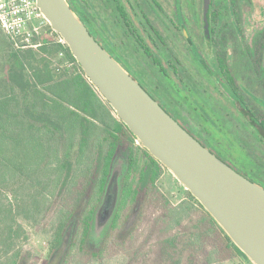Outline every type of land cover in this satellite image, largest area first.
<instances>
[{"label": "rangeland", "instance_id": "1", "mask_svg": "<svg viewBox=\"0 0 264 264\" xmlns=\"http://www.w3.org/2000/svg\"><path fill=\"white\" fill-rule=\"evenodd\" d=\"M71 2L77 9L86 11L83 15L99 41L108 43L107 46L144 81L170 115L179 119L211 151L225 156L254 181L264 185V139L246 120L250 113L243 112L230 96L221 78L217 57H222L223 62L229 65L248 109L264 120V0H234V3L232 0H212L211 26L214 32L213 37L211 35L209 38L205 37L203 28V0H119L129 14L133 27L138 29L154 56L159 57L164 66L176 68L170 67L167 72L160 68L153 56L145 53L127 30L115 0ZM36 23L38 30L31 31L27 47L16 46L0 25V79L8 76L9 50L29 48L36 53L33 61L44 57L49 59L52 68L59 74H74L75 63L72 64L65 54L41 52L40 46L46 39L53 44L61 37L47 20ZM2 92L4 90L0 89ZM135 146L142 148L141 151L139 149L140 157L143 150H147L138 139ZM125 165V159L120 157L113 166L105 196L95 216V239L101 237L114 213ZM156 184L173 206L186 202L191 204L190 217L187 216L182 225L164 223L163 220L157 222L160 210L151 208L127 243L111 247L98 261L80 254L72 264L253 263L238 254L216 259L217 251L208 256V250L216 243L212 235H205L196 249L191 250L188 241L192 232L187 223L197 217L195 210L200 212L202 208L166 167ZM58 204V198L53 197L49 210L37 222L20 219L26 230L20 264L62 263L69 234L61 249L54 256L51 255V219ZM133 220L135 215L131 216L129 224Z\"/></svg>", "mask_w": 264, "mask_h": 264}, {"label": "trees", "instance_id": "2", "mask_svg": "<svg viewBox=\"0 0 264 264\" xmlns=\"http://www.w3.org/2000/svg\"><path fill=\"white\" fill-rule=\"evenodd\" d=\"M68 2L88 27L86 11ZM115 2L128 25L125 8L119 0ZM211 9L212 0L209 23L213 37ZM137 42L164 72L170 67L176 70L164 66L145 40L137 37ZM40 50L65 54L75 63V71L70 76L59 74L49 59L33 61L36 53L32 48L7 54L8 76L0 79L4 90L0 93V264H20L26 239L20 219L39 221L53 197L59 204L51 219V255L61 249L68 234L70 238L61 264L74 263L80 254L94 261L102 259L108 249L127 243L136 234L151 208L160 210L157 222L182 225L190 217L191 204L173 206L162 195L156 182L164 166L148 150L140 157L137 138L88 80L68 45L46 39ZM217 57L230 96L243 112L250 113L251 120H246L264 139V120L248 109L229 65ZM120 157L126 165L119 198L107 227L95 239L96 212ZM191 198L202 210H195L197 217L187 223L192 232L188 247L194 250L205 235H212L216 243L208 256L218 251L216 259L237 254L248 258L201 203ZM132 215L135 220L129 224Z\"/></svg>", "mask_w": 264, "mask_h": 264}, {"label": "water", "instance_id": "3", "mask_svg": "<svg viewBox=\"0 0 264 264\" xmlns=\"http://www.w3.org/2000/svg\"><path fill=\"white\" fill-rule=\"evenodd\" d=\"M37 5L142 146L178 178L254 264H264V186L217 156L170 115L94 37L68 0H37ZM210 7L211 0H203L206 37L211 36Z\"/></svg>", "mask_w": 264, "mask_h": 264}, {"label": "built area", "instance_id": "4", "mask_svg": "<svg viewBox=\"0 0 264 264\" xmlns=\"http://www.w3.org/2000/svg\"><path fill=\"white\" fill-rule=\"evenodd\" d=\"M46 21L37 0H0V25L18 47H27L32 30H38L37 21ZM62 44L65 41L60 38ZM63 54V53H61Z\"/></svg>", "mask_w": 264, "mask_h": 264}, {"label": "flooded vegetation", "instance_id": "5", "mask_svg": "<svg viewBox=\"0 0 264 264\" xmlns=\"http://www.w3.org/2000/svg\"><path fill=\"white\" fill-rule=\"evenodd\" d=\"M126 11V10H125ZM127 13V12H126ZM120 14V13H119ZM127 15H128V19H129V23H128V25H127V23H126V20L122 17V20H123V22H124V25L126 26V28H127V30L131 33V34H133V36L135 37V39H136V41H137V37H139L140 39H143L144 40V38L139 34V31H138V29H136L135 27H133V25H132V21H131V18H130V16H129V14L127 13ZM146 17V21H148V19H147V16H145L144 15V18ZM88 28H89V30L93 33V35H94V37L96 38V39H98V37H97V34H96V32L88 25ZM154 31H155V29H153ZM210 30H211V28H210ZM212 35V34H211ZM209 38V37H208ZM99 40V39H98ZM110 53H111V55L112 56H114L121 64H122V66L131 74V75H133V77H135L141 84H142V86L154 97V95L151 93V90L145 85V83H144V81L140 78V77H138L135 73H133L128 67H126L124 64H123V62L121 61V59H120V57L117 55V54H115V52H113V50L112 49H110L107 45H108V43H106V42H101V41H99ZM146 43V42H145ZM139 44V43H138ZM146 46H147V44H146ZM141 47V46H140ZM142 48V47H141ZM155 98V97H154ZM156 99V98H155ZM160 103V102H159ZM179 120V119H178ZM204 143V142H203ZM205 144V143H204ZM210 149V148H209ZM214 152V151H213ZM214 153H216V152H214ZM216 155L217 156H219L221 159H223L224 161H226V162H228L232 167H234L237 171H239L240 173H242V174H244L245 176H247L248 178H250L251 180H253L254 181V179L253 178H251V177H249V174L248 173H246V172H244V171H242L240 168H238L236 165H234L233 163H231L225 156L223 157V156H220L219 155V153H216ZM256 181V180H255Z\"/></svg>", "mask_w": 264, "mask_h": 264}]
</instances>
